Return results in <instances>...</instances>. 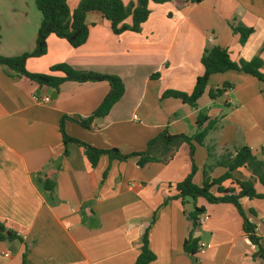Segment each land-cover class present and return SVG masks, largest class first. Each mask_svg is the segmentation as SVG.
Instances as JSON below:
<instances>
[{"label":"crops","instance_id":"0c3cea01","mask_svg":"<svg viewBox=\"0 0 264 264\" xmlns=\"http://www.w3.org/2000/svg\"><path fill=\"white\" fill-rule=\"evenodd\" d=\"M23 8L20 0H0V23L10 17V25H0L1 55L35 46L36 27L27 40ZM148 8L138 33L114 34L99 13L90 12L82 45L72 47L50 34L46 53L26 60L30 72L62 76L50 67L66 63L121 77L123 95L88 127L79 120L100 104L107 81H66L55 89L0 65V221L21 237L0 241V264H21L24 252L25 264H135L146 228L152 264H264L233 204L198 197L192 203L185 198L182 205L172 198L191 169L188 144L158 141L149 151L152 160L102 154L92 166L82 146L63 142L59 124L66 117L63 128L72 138L122 154L140 152L163 131L192 136L196 116L204 112L216 124L202 144L193 141L194 184H202L204 170L210 178L224 174L226 167L216 161L241 146L264 161V83L254 76L236 70L211 75L196 107L161 98L167 89L191 92L202 73L200 56L214 45L226 48L237 63L259 58L264 74V0H170L149 2ZM236 24L252 28L243 44L232 30ZM226 82L230 86L222 95L208 96L209 89ZM47 94L50 101H42ZM232 176L251 179L245 167ZM253 185L264 194L261 183ZM211 192L219 195L215 187ZM240 203L264 249V197L244 196ZM194 206L208 219L193 228L186 214ZM189 236L204 243V252L184 250Z\"/></svg>","mask_w":264,"mask_h":264},{"label":"trees","instance_id":"16d2710c","mask_svg":"<svg viewBox=\"0 0 264 264\" xmlns=\"http://www.w3.org/2000/svg\"><path fill=\"white\" fill-rule=\"evenodd\" d=\"M34 1L42 15L37 29L34 48L31 51H24L12 56L0 54V65L10 68L17 74L34 81L39 86H47L55 89H58L59 86L66 81H107L109 90L100 104L90 116L79 120L82 126L88 127L95 117L105 116L111 106L123 95L125 86L121 77L94 71L75 70L66 63H57L50 67L51 72H62V76L53 75L51 73L30 72L25 67L26 60L31 57H40L46 53L47 38L50 34H54L56 37L66 40L72 47L82 45L88 37L89 27L86 22V15L90 12L99 13L100 16L108 22L114 34H121L126 31L138 33L141 30V25L147 20L150 14V9L148 8L149 2L163 4L170 0H135L130 1L128 6H126L122 0H79L73 8L69 6L68 0ZM198 1L199 0H191V2ZM128 16L131 19L130 23L125 22ZM231 27L234 33L239 35L241 44L246 41L252 32L251 27L238 24L234 26L231 25ZM199 62L202 66V73L196 77L191 92L187 93L184 91L167 89L162 92L161 98L174 97L183 103L196 107L197 100L204 93L210 76L230 70L242 71L250 74L264 83V74L260 70L262 61L257 57L249 61H240L237 63L231 59L226 48L214 45L204 49ZM229 86V83L226 82L223 83L220 88L209 89L208 96L211 99L216 98L222 95ZM262 92H264V87L262 88ZM65 118L66 117H62L59 124L64 144L67 142H76L82 146L92 166L96 165L102 154H107L110 159L116 158L122 160L130 156H139L141 163L152 160L153 158L149 156V151L158 141H162L165 145L175 144L177 142L188 144L189 155L192 162L191 169L183 180L176 183V194L172 198L179 199L182 205L186 197H190L194 201L198 197H203L208 202H226L233 204L238 213L242 216V226L249 241L258 247L256 255L264 259V249L260 245V237L255 234V225L248 220L240 203V199L244 196L249 198L264 197V194L258 193L253 185V180H257L264 186V161L257 159L252 154L249 147L241 146L235 150L234 155L226 153L216 161V164L226 167L227 170L224 174L217 178H210L207 175V171L204 170L202 184L198 186L192 182V177L196 170L192 159L194 152L193 141L202 144L208 131L215 126L216 119L208 120L206 113L199 112L195 119L197 130L192 136H187L185 134L171 135L163 131L148 141L144 151L122 154L117 148L99 149L68 136L63 128ZM205 121H207V124L203 126ZM65 152L67 151L65 150ZM241 167H245L250 171L251 179L239 180L232 176V172ZM226 180H229V184L224 186L222 183ZM212 187H215L219 195H214L211 192ZM202 212L203 209L201 207L194 206V209L186 214L193 228L198 225L197 220ZM147 230L146 228L142 234L141 251L135 260V264H152L155 258V255L148 247ZM15 239H21V237L0 221V241H12ZM183 248L187 253L194 255L197 252V238L189 236L184 241ZM25 256L26 253L24 252L22 254L21 264H25Z\"/></svg>","mask_w":264,"mask_h":264},{"label":"rangeland","instance_id":"374dc122","mask_svg":"<svg viewBox=\"0 0 264 264\" xmlns=\"http://www.w3.org/2000/svg\"><path fill=\"white\" fill-rule=\"evenodd\" d=\"M20 1H22V5L24 6L23 10L26 12L25 17L21 23L22 25H29V27L27 28V34H26L27 40H28V37L30 36V30L34 32L35 27H36V34H37V29H38L40 20L42 18V15H41V12L38 10L34 0H20ZM77 1L78 0H68V4L70 7H72L73 5L76 4ZM122 1L126 6L129 5L130 0H122ZM9 20H10V17L8 15L4 16V18L2 19V23H0V25H10L7 23ZM130 20L131 19L128 16L125 19V22L130 23ZM3 33H4L5 39L9 40L8 37H11L10 35L11 33L6 29L5 26L3 27ZM186 201H189L192 203L193 200L190 197H186Z\"/></svg>","mask_w":264,"mask_h":264},{"label":"built area","instance_id":"2783aa9c","mask_svg":"<svg viewBox=\"0 0 264 264\" xmlns=\"http://www.w3.org/2000/svg\"><path fill=\"white\" fill-rule=\"evenodd\" d=\"M42 101L44 102H48L50 101V96L47 94L45 96H43L41 98ZM208 219V216L207 215H201L198 217V220H197V223L198 225H201L202 223H204L206 220ZM197 252H204V243L203 242H199L197 244Z\"/></svg>","mask_w":264,"mask_h":264},{"label":"water","instance_id":"95a60500","mask_svg":"<svg viewBox=\"0 0 264 264\" xmlns=\"http://www.w3.org/2000/svg\"><path fill=\"white\" fill-rule=\"evenodd\" d=\"M56 96V92H54L52 95H51V98H54Z\"/></svg>","mask_w":264,"mask_h":264}]
</instances>
